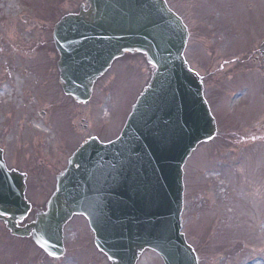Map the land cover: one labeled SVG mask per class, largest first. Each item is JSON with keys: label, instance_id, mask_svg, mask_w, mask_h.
I'll use <instances>...</instances> for the list:
<instances>
[{"label": "rangeland", "instance_id": "1", "mask_svg": "<svg viewBox=\"0 0 264 264\" xmlns=\"http://www.w3.org/2000/svg\"><path fill=\"white\" fill-rule=\"evenodd\" d=\"M82 2L0 0V82H9L0 96V144L7 166L27 173L26 198L37 209L78 143L97 134L91 122L81 127L88 110L60 93L55 69L54 27ZM169 2L189 29L184 56L206 84L217 127L183 168L182 232L198 264H264V64L255 53L264 40V0ZM152 73L145 58L125 55L97 81L104 140L115 137ZM72 222L57 261L13 240L0 223V264H109L95 251L86 222ZM137 264L162 263L145 251Z\"/></svg>", "mask_w": 264, "mask_h": 264}, {"label": "water", "instance_id": "2", "mask_svg": "<svg viewBox=\"0 0 264 264\" xmlns=\"http://www.w3.org/2000/svg\"><path fill=\"white\" fill-rule=\"evenodd\" d=\"M89 10L55 28L65 94L85 101L93 83L125 53L146 56L155 72L121 136L108 145H84L57 177L46 211L27 229L16 228L29 206L23 177L8 172L0 155V220L12 235L34 232L49 256L63 255L62 232L83 215L95 245L111 264H135L145 249L164 264H196L180 234L182 167L216 132L198 77L182 58L185 27L161 0H87ZM264 57V43L260 49Z\"/></svg>", "mask_w": 264, "mask_h": 264}, {"label": "flooded vegetation", "instance_id": "3", "mask_svg": "<svg viewBox=\"0 0 264 264\" xmlns=\"http://www.w3.org/2000/svg\"><path fill=\"white\" fill-rule=\"evenodd\" d=\"M165 2L167 3L168 6L170 5L169 0H165ZM84 117H85V118H84ZM81 122H82L81 127H82L84 130H88L89 120H88L87 116L84 115V113L82 114ZM91 123L94 124V126L97 127V135H98L99 137H103V135H100V129H101L102 127L100 126V124H99V122L97 121V119H96V118H95V119L93 118V120H92ZM101 131L103 132V130H101ZM102 132H101V134H102Z\"/></svg>", "mask_w": 264, "mask_h": 264}, {"label": "bare ground", "instance_id": "4", "mask_svg": "<svg viewBox=\"0 0 264 264\" xmlns=\"http://www.w3.org/2000/svg\"><path fill=\"white\" fill-rule=\"evenodd\" d=\"M11 79V78H10ZM16 84V82H14V85ZM4 87H5V84L4 83H2V88L4 89ZM5 90V89H4ZM4 90L0 93V96H2L5 92H4ZM249 264H255L254 262H252V263H249Z\"/></svg>", "mask_w": 264, "mask_h": 264}, {"label": "snow or ice", "instance_id": "5", "mask_svg": "<svg viewBox=\"0 0 264 264\" xmlns=\"http://www.w3.org/2000/svg\"><path fill=\"white\" fill-rule=\"evenodd\" d=\"M0 215H3V213H2V212H0Z\"/></svg>", "mask_w": 264, "mask_h": 264}]
</instances>
